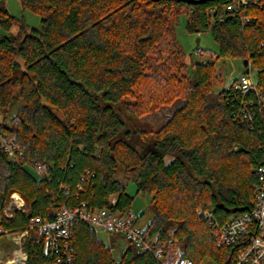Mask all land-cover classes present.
I'll list each match as a JSON object with an SVG mask.
<instances>
[{
	"label": "trees",
	"instance_id": "trees-1",
	"mask_svg": "<svg viewBox=\"0 0 264 264\" xmlns=\"http://www.w3.org/2000/svg\"><path fill=\"white\" fill-rule=\"evenodd\" d=\"M187 1L21 0L40 17V28L0 6L7 32L0 36V211L17 192L29 213L3 218L6 230L21 231L30 217L51 218L64 205L101 209L115 197L113 210L122 211L134 201L127 194L132 183L136 195L151 197L145 237L165 243L170 264L233 263L241 245L217 247L199 211L224 225L252 207L264 165V108L256 109L251 129L238 115L234 84L215 91L214 63H197L189 92L173 103L163 128L147 133L124 116L125 98L150 79V54L164 46L169 21L182 8L189 33H211L217 60L252 62L264 95V0L238 11L228 10L234 0ZM4 142L18 158H9ZM119 167L126 183L117 179ZM72 241L71 264H162L131 243L116 258L81 222ZM24 248L28 264L51 261L42 239L30 236Z\"/></svg>",
	"mask_w": 264,
	"mask_h": 264
},
{
	"label": "built area",
	"instance_id": "built-area-1",
	"mask_svg": "<svg viewBox=\"0 0 264 264\" xmlns=\"http://www.w3.org/2000/svg\"><path fill=\"white\" fill-rule=\"evenodd\" d=\"M256 2V0H234L228 6V10L238 11ZM248 65L253 66L252 62ZM234 92L240 100L239 117L254 129L256 109L264 108V95L257 89L250 68L238 78ZM4 147L12 158H18L19 154L14 147L6 142ZM257 174L258 186L253 205L241 216L222 225L211 211H199L211 228L217 247L241 245L232 264H264V165L258 168ZM115 205L113 199L109 207L101 209L87 207L84 204L64 205L54 211L51 218L32 216L28 219L25 229L12 232L4 228L3 218L12 219L15 212L29 214L21 194L12 193L6 206L0 211V240L9 238L13 249L2 255L5 250L0 246V264H28L29 255L24 246L30 236L43 240L46 253L51 257L49 264H71L75 254L72 237L77 222L86 224L96 235L118 236L134 245L138 253L151 252L162 264H170L165 257V243L155 246L153 241L147 240L145 230L139 226V217L131 207L116 211L113 210ZM178 264L193 263L185 258Z\"/></svg>",
	"mask_w": 264,
	"mask_h": 264
},
{
	"label": "rangeland",
	"instance_id": "rangeland-1",
	"mask_svg": "<svg viewBox=\"0 0 264 264\" xmlns=\"http://www.w3.org/2000/svg\"><path fill=\"white\" fill-rule=\"evenodd\" d=\"M4 6L9 13L23 20L30 28H40L41 19L32 11L23 7L21 0H0V6ZM187 15L185 8L179 10L172 15L168 33L164 36V46H156L155 50L150 54V62L146 67L150 79L145 80L137 86L132 94L125 98V105L129 111L124 110V116L129 125L138 128L147 133L156 132L163 128L174 114L173 103L183 99L190 90L188 84L189 79L193 75L194 65L199 63H214V88L215 91L228 89L237 83L238 78L245 72L249 71L257 82L256 69L249 65L245 66L241 59H224L217 56L219 47L213 40L210 32L202 34H192L186 30ZM14 28L12 33H17ZM7 34L0 28V36ZM199 40V48L208 51L203 55L197 50V41ZM217 60V61H216ZM21 64L22 61L19 60ZM20 75V73H19ZM14 113H11V116ZM1 120V115H0ZM10 159H14L11 156ZM26 170L36 178H40V173L32 167H25ZM117 179L123 183L127 182L124 170L119 167ZM127 193L134 197L131 209L139 217V226L145 229L154 217V210L151 204V197L148 195H136L134 184H127ZM115 197H113V200ZM98 237L112 248V253L119 258L130 243L118 236H108L99 234ZM6 243V245H3ZM0 246L7 254L13 249L9 238L0 240ZM177 254L180 250L174 249ZM201 264H217L210 259L204 260Z\"/></svg>",
	"mask_w": 264,
	"mask_h": 264
},
{
	"label": "water",
	"instance_id": "water-1",
	"mask_svg": "<svg viewBox=\"0 0 264 264\" xmlns=\"http://www.w3.org/2000/svg\"><path fill=\"white\" fill-rule=\"evenodd\" d=\"M189 4H199L200 3V1H193V0H189V1H187ZM197 48L199 47V40L197 41V46H196ZM244 65L245 66H247L248 65V61L247 60H245L244 61Z\"/></svg>",
	"mask_w": 264,
	"mask_h": 264
},
{
	"label": "crops",
	"instance_id": "crops-1",
	"mask_svg": "<svg viewBox=\"0 0 264 264\" xmlns=\"http://www.w3.org/2000/svg\"><path fill=\"white\" fill-rule=\"evenodd\" d=\"M129 196L133 197L132 195H130L129 193H127Z\"/></svg>",
	"mask_w": 264,
	"mask_h": 264
}]
</instances>
